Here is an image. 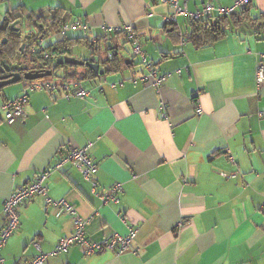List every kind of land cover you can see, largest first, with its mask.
<instances>
[{"label":"crops","instance_id":"obj_1","mask_svg":"<svg viewBox=\"0 0 264 264\" xmlns=\"http://www.w3.org/2000/svg\"><path fill=\"white\" fill-rule=\"evenodd\" d=\"M0 2L3 20L16 18L13 23L23 26L26 37L38 33L30 13L42 14L46 22L51 10H58L66 20L87 23L88 30L73 31L66 45L103 68L96 74L75 67L89 91L84 98L30 90L22 117L11 124L0 117V229L5 199L47 171V194L18 207L19 225L1 251L5 264L33 258V241L49 252L72 232L71 215L47 205L46 196L65 199L86 218L91 240L125 234L129 227L137 234L118 255L85 254L72 245L45 257L44 264H264V82L257 87L255 81L258 61L264 64V37L256 38L250 25L264 11V0H251L237 11L246 10L241 20L225 25L223 36L203 46L187 39L190 19L179 15L172 24L165 22L170 7L159 0ZM181 2L194 11L206 2L229 6L233 0ZM125 23L134 28L147 60L160 73H170L158 93L132 81L144 68L131 42L105 31ZM43 37L50 46L60 40L48 30ZM91 37L97 39L92 48L84 43ZM108 51L114 60L106 59ZM67 67L52 75L63 78L72 70ZM24 89L20 81L1 88L0 104ZM88 143L98 166L94 193L72 162L56 165L68 148ZM116 182L122 185L119 203H102L98 194Z\"/></svg>","mask_w":264,"mask_h":264},{"label":"built area","instance_id":"obj_2","mask_svg":"<svg viewBox=\"0 0 264 264\" xmlns=\"http://www.w3.org/2000/svg\"><path fill=\"white\" fill-rule=\"evenodd\" d=\"M159 1L168 4L170 7L169 14L164 18L165 22H174L176 16L179 15L190 20H197L201 18L216 20L221 16H227L243 10L251 3V0H233L231 5L221 6L214 5L211 2H206L203 4L202 8L190 11L186 8L185 4L181 2V0ZM88 27L89 25L82 20H69L62 24L56 35L60 39H64L73 31H87ZM105 31H107V33L121 32L124 34L126 39L131 42L132 54L138 58L139 63L144 68V73L139 76H133L132 81L134 83L142 82L143 84H148L155 90V92L158 93L160 87L163 85L170 73H160L147 60L146 53L137 41L136 33L132 25L130 23H125L119 26H105ZM90 42L95 44L97 42L96 37H91ZM45 47L44 38L38 37L29 47V53H39L43 59H48L50 52ZM112 55L113 53L108 51L106 57L112 58ZM260 57L263 58L264 55H260ZM177 72H180V70L178 69ZM255 81L257 87H260L264 82V64L262 60H259L256 66ZM30 90H44L49 93L60 91L66 99L71 97L84 98L89 94V91L85 88L82 81L77 78L64 79L51 75L36 79L26 85L25 89L16 98L7 99L0 104L1 120L7 124H11L24 115L23 104L27 100V91ZM196 97L197 95L195 94L193 100H196ZM165 107L166 105L163 102L159 103L160 109L163 110ZM201 111V107L197 103L195 113L199 115ZM90 145L91 144L88 143L85 146L68 148L60 160L57 161L56 165L60 166L63 162L67 161L72 162L80 171L83 179L90 181L91 191L94 193L97 186L95 174L98 166L88 152ZM228 158L233 160L231 155L228 156ZM46 175L47 171L41 170L39 173H36L29 182L16 187L5 199L3 204L4 222L0 229V264H5V260L1 255L2 248L19 225L18 207L25 204L34 196L47 194V188L44 184ZM121 191V183L116 182L111 186L108 193H100L98 196L104 204L119 203V194ZM46 204L71 215L73 224L72 232L68 235L62 236L57 241L54 248L49 252H43L39 243L37 241H33L32 245L36 250V255L27 261L21 262L20 264H44L45 257L65 253L72 245L82 246L85 254L109 250L118 255L127 251L132 240L136 237L137 228L129 227L127 228V232L125 234L114 233L99 241L91 240L85 233L87 219L79 215L70 203H68L65 199L53 200L52 198L46 196Z\"/></svg>","mask_w":264,"mask_h":264},{"label":"trees","instance_id":"obj_3","mask_svg":"<svg viewBox=\"0 0 264 264\" xmlns=\"http://www.w3.org/2000/svg\"><path fill=\"white\" fill-rule=\"evenodd\" d=\"M246 11V10H245ZM245 11L241 12H235L234 14L228 15V16H221L220 18L216 20H211L209 18H201L197 20H188V23L191 27L189 34L187 36V39L191 41L194 45L196 46H203L210 44L223 36L225 34L224 26L225 25H233L236 24V22L240 19H242V14L245 13ZM58 10H51L50 18L49 21L46 22H41L42 14L37 15V17H33L30 14H27V18L33 23V27H36V31L38 30L37 34H32V37L26 38L25 41H18L15 42L13 40V43L9 45L8 43H2L1 38L4 35L10 34V36L14 37V33L10 29L11 24L13 23V20L8 18L6 16V19L2 21V24L0 26V56L3 57L5 56L7 59H10V62L15 58H18V56L21 58V60L27 56V50H29V47L31 46L32 43L36 41L38 37H43L48 31H52L54 33H57L60 27L62 26L63 23L69 21L66 20L67 18H64V16L60 15L58 13ZM249 18V16H245V18ZM18 18V17H17ZM188 18H186L187 20ZM251 27H252V33L255 35L256 38H261L264 37V11L258 12V14L253 17L251 20ZM169 24H172L173 22H166ZM32 31V29H29ZM115 34H121V32H114ZM31 35V34H29ZM44 38V37H43ZM89 43V47H93V44L90 43L88 40L84 41V43ZM67 41L66 39H60L55 43L54 46L46 45V49L49 50L50 56L48 59H43V57L39 53H32L29 58V61H33L35 66H40L41 68H44V66H51L52 68H58L59 65L55 64L54 57L55 55L53 54V51H60L61 49L68 48L70 47V43L66 45ZM21 45H24L23 50H21ZM17 50V51H16ZM17 53V54H16ZM6 54V55H2ZM8 56V57H7ZM107 60H114L115 57L112 55V58H106ZM39 65L37 62H39ZM43 64V65H42ZM67 67L68 65H64ZM63 67V66H61ZM72 67L71 71H66L65 76L63 77L64 79L68 78H77V79H82L81 74L76 72L75 67L70 65ZM68 69V67L66 68ZM86 70L89 72H93L92 69L86 67Z\"/></svg>","mask_w":264,"mask_h":264},{"label":"water","instance_id":"obj_4","mask_svg":"<svg viewBox=\"0 0 264 264\" xmlns=\"http://www.w3.org/2000/svg\"><path fill=\"white\" fill-rule=\"evenodd\" d=\"M109 44V43H108ZM23 46H21L22 49ZM79 49V48H77ZM53 54L55 55L54 57V61L56 65H59V67L64 66V65H73V66H86L90 69H92L96 74H100L103 72V68L99 66L98 63L94 62L93 57H85V56H81V55H75L72 52L71 48H64L61 49L60 51H53ZM0 67L3 68V70H9V69H16V68H20V69H26L28 68L26 63L23 64H15V65H11L9 66V64L7 63H2L0 64ZM54 71L56 70V68H53ZM52 69L51 68H45V69H34V70H27L24 72L23 77L24 79L27 80H31V79H39V78H43V77H48L52 75ZM4 77H9L7 79H5L4 81H0V88H4L7 85L19 82L20 77H16V76H10L6 75V76H0V79H3Z\"/></svg>","mask_w":264,"mask_h":264},{"label":"flooded vegetation","instance_id":"obj_5","mask_svg":"<svg viewBox=\"0 0 264 264\" xmlns=\"http://www.w3.org/2000/svg\"><path fill=\"white\" fill-rule=\"evenodd\" d=\"M2 24V23H1ZM0 24V26H1ZM19 25H16L15 23H12L10 26V29L12 30V32L15 34L14 37L10 36V34L7 33V35H4L1 38V42L2 43H8L9 45H11L13 43V40H15V42L18 41H25L26 38H30L32 37V35H29L28 37L24 36V30L21 34L20 29L18 28ZM2 55H6V54H2ZM8 57V56H7ZM31 56H25L22 60L21 58L18 56V58H14L11 62L10 59H7L5 56L1 57L0 56V64L7 63L9 64V66L11 65H15V64H23L26 63L28 68L27 70H34V69H45V68H41L40 66H35V65H31V63L33 61H29V58ZM31 59V58H30ZM34 64V63H33ZM52 69V72L54 73V69L52 67H50ZM26 69H20V68H16V69H9V70H3V68L0 67V76H6L9 75L12 76H16V77H20L19 81L22 82L24 84V86L28 85L29 83H31L32 81L36 80V79H31V80H27L24 79L23 74L25 71H27ZM52 73V74H53ZM9 77H4L3 79H0V81H4L5 79H7ZM40 79V78H39ZM1 89V88H0Z\"/></svg>","mask_w":264,"mask_h":264},{"label":"rangeland","instance_id":"obj_6","mask_svg":"<svg viewBox=\"0 0 264 264\" xmlns=\"http://www.w3.org/2000/svg\"><path fill=\"white\" fill-rule=\"evenodd\" d=\"M1 3V2H0ZM3 21V14H1L0 15V22H2ZM20 27V28H19ZM18 28L20 29V32L22 31L23 32V26H18ZM22 32H21V34H22ZM70 34H72V32L70 33ZM81 50V49H80ZM17 51V50H16ZM28 52H27V56H30L31 54L29 53V50H27ZM17 54V53H16ZM137 58V57H136ZM34 62H32L31 63V65H34L33 64ZM38 63V65H39V63H40V61L39 62H37ZM43 65V64H42Z\"/></svg>","mask_w":264,"mask_h":264}]
</instances>
